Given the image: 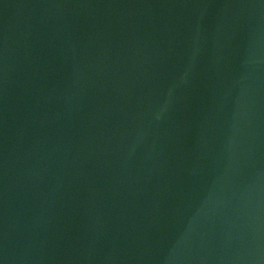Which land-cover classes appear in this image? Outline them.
<instances>
[{"label": "water", "instance_id": "1", "mask_svg": "<svg viewBox=\"0 0 264 264\" xmlns=\"http://www.w3.org/2000/svg\"><path fill=\"white\" fill-rule=\"evenodd\" d=\"M0 264H264V0H0Z\"/></svg>", "mask_w": 264, "mask_h": 264}]
</instances>
